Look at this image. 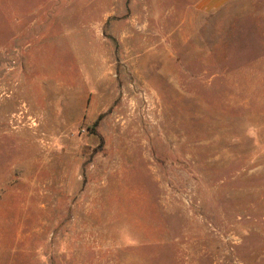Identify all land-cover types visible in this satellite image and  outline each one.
I'll use <instances>...</instances> for the list:
<instances>
[{
  "label": "rangeland",
  "instance_id": "rangeland-1",
  "mask_svg": "<svg viewBox=\"0 0 264 264\" xmlns=\"http://www.w3.org/2000/svg\"><path fill=\"white\" fill-rule=\"evenodd\" d=\"M0 264H264V0H0Z\"/></svg>",
  "mask_w": 264,
  "mask_h": 264
}]
</instances>
